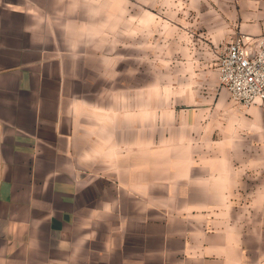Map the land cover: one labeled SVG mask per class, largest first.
<instances>
[{
    "label": "crops",
    "instance_id": "0c3cea01",
    "mask_svg": "<svg viewBox=\"0 0 264 264\" xmlns=\"http://www.w3.org/2000/svg\"><path fill=\"white\" fill-rule=\"evenodd\" d=\"M82 11L0 0V264H264L259 229L214 212L245 175L264 189L251 176L264 168V109L241 108L218 79L230 41L264 35V9L187 38L205 102L190 87L171 119H146L143 97L140 119L93 103L92 73L113 65L105 47L83 48L97 38H82ZM249 197L264 203V191Z\"/></svg>",
    "mask_w": 264,
    "mask_h": 264
},
{
    "label": "rangeland",
    "instance_id": "374dc122",
    "mask_svg": "<svg viewBox=\"0 0 264 264\" xmlns=\"http://www.w3.org/2000/svg\"><path fill=\"white\" fill-rule=\"evenodd\" d=\"M82 6V38H97L93 45V40L86 39L83 48L105 47L98 50V57H107L109 66L113 65L99 69L97 80L92 73L91 82L97 87L91 92L93 103L107 109L112 117L108 119H140L143 97L146 119H171L175 104L170 99L182 95L186 99L190 87L195 98L205 102V83L189 72L187 38L205 37L207 29L216 30L222 22L226 31L235 29L239 13L264 9V0H82ZM94 8L97 17H88ZM88 19L97 20L96 27H85ZM69 31L73 34V29ZM203 69V65L196 68L198 75ZM254 174L255 179L264 180V168ZM257 191L264 189H256L254 179L245 175L236 188V201L220 208L214 205V212H224L226 220L242 226L252 224L264 240V203L249 197Z\"/></svg>",
    "mask_w": 264,
    "mask_h": 264
},
{
    "label": "built area",
    "instance_id": "2783aa9c",
    "mask_svg": "<svg viewBox=\"0 0 264 264\" xmlns=\"http://www.w3.org/2000/svg\"><path fill=\"white\" fill-rule=\"evenodd\" d=\"M218 79L243 109H264V35H239L230 41L218 59Z\"/></svg>",
    "mask_w": 264,
    "mask_h": 264
}]
</instances>
